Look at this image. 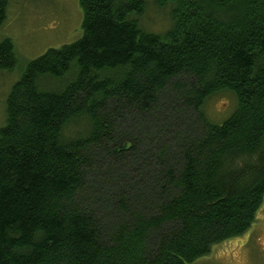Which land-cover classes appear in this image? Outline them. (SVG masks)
Returning a JSON list of instances; mask_svg holds the SVG:
<instances>
[{"label":"trees","instance_id":"trees-1","mask_svg":"<svg viewBox=\"0 0 264 264\" xmlns=\"http://www.w3.org/2000/svg\"><path fill=\"white\" fill-rule=\"evenodd\" d=\"M10 0H0V28ZM82 34L30 60L0 128V264H190L264 197V0H78ZM0 41V73L17 65ZM231 93L220 124L205 102Z\"/></svg>","mask_w":264,"mask_h":264},{"label":"rangeland","instance_id":"rangeland-1","mask_svg":"<svg viewBox=\"0 0 264 264\" xmlns=\"http://www.w3.org/2000/svg\"><path fill=\"white\" fill-rule=\"evenodd\" d=\"M169 9H158L153 0H146L141 27L155 34L169 27ZM82 12L78 0H10L6 19L0 28V41L9 38L15 50L17 65L0 73V128L5 125L6 97L18 80L27 62L48 49L78 40ZM236 107L234 96L220 92L203 106L206 118L222 123ZM190 264H264V197L251 227L241 236L214 245L210 252Z\"/></svg>","mask_w":264,"mask_h":264}]
</instances>
